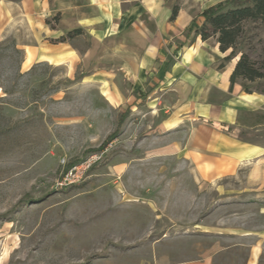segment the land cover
<instances>
[{"label":"rangeland","instance_id":"374dc122","mask_svg":"<svg viewBox=\"0 0 264 264\" xmlns=\"http://www.w3.org/2000/svg\"><path fill=\"white\" fill-rule=\"evenodd\" d=\"M165 1L199 15L219 0ZM29 34L15 25L0 40V264H264L260 167L217 170L203 144L187 149V127L156 129L140 91L111 107L110 53L24 64L40 41ZM262 49L250 25L238 50L261 62ZM245 86L264 96V82ZM239 121L235 135L264 147V101Z\"/></svg>","mask_w":264,"mask_h":264},{"label":"crops","instance_id":"0c3cea01","mask_svg":"<svg viewBox=\"0 0 264 264\" xmlns=\"http://www.w3.org/2000/svg\"><path fill=\"white\" fill-rule=\"evenodd\" d=\"M189 3L178 5V14L170 21L173 6L165 0H0V40L23 24L32 38H40L23 46L27 65L70 66L77 55L86 57L94 50L110 53L109 66L122 81L111 80L101 92L111 107L135 100L137 105L141 100L134 94L140 91L142 107L159 113L156 129L162 134L181 133L187 127V149H201L203 144L214 156L217 170L232 174L253 161L264 179V147L235 135L241 109L259 110L264 96L246 93V81L231 86L236 59L220 67L225 54L218 50L216 39L202 41L191 29L192 20L199 17ZM77 29L89 44L83 52L72 48L75 37L56 44L42 41ZM172 148L179 150L177 143Z\"/></svg>","mask_w":264,"mask_h":264},{"label":"trees","instance_id":"16d2710c","mask_svg":"<svg viewBox=\"0 0 264 264\" xmlns=\"http://www.w3.org/2000/svg\"><path fill=\"white\" fill-rule=\"evenodd\" d=\"M179 11V6L174 5L169 17L173 21ZM191 22V29L202 41L214 38L218 44L220 53L225 54L223 63L236 59L234 69L230 75V84L237 82H249L256 84L257 90L264 82V49H262V60L256 62L246 52L238 50L249 32L250 25L253 29L264 30V0H219L213 5L203 9ZM56 23L58 15L53 18ZM49 23V21H46ZM82 31L77 29L69 32L66 36L59 37L53 43H62L74 36L81 35ZM246 93L252 90L245 88Z\"/></svg>","mask_w":264,"mask_h":264},{"label":"built area","instance_id":"2783aa9c","mask_svg":"<svg viewBox=\"0 0 264 264\" xmlns=\"http://www.w3.org/2000/svg\"><path fill=\"white\" fill-rule=\"evenodd\" d=\"M70 173V172H69Z\"/></svg>","mask_w":264,"mask_h":264}]
</instances>
